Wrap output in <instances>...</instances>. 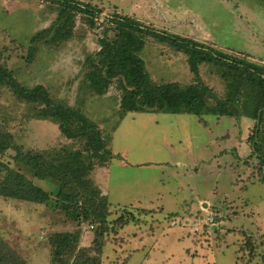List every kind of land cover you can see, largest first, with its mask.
Returning <instances> with one entry per match:
<instances>
[{
  "label": "rangeland",
  "instance_id": "374dc122",
  "mask_svg": "<svg viewBox=\"0 0 264 264\" xmlns=\"http://www.w3.org/2000/svg\"><path fill=\"white\" fill-rule=\"evenodd\" d=\"M79 1L103 11L96 27L78 14L73 38L50 43L45 36L35 44L33 37L56 22L58 0H0V64L25 87L43 85L54 105L72 111V132L65 133L59 119L42 116L50 111L45 102H21L8 87H0V129L11 135L13 145L0 155V179L13 168L52 194L45 204L0 197V236L28 264H51L49 238L66 231H80L79 247L100 250L92 255L101 264H264V163L253 149L256 144L264 154V119L259 123L245 114L253 109L247 97L237 102L240 121L214 115H123L117 84L104 95L85 86L100 39L114 36L106 24L120 14L151 32L141 58L156 84H203L212 93L210 104H216L229 93L226 67L202 63L198 80L188 56L153 33L182 36L239 65L264 67V0ZM96 138L106 141L113 158L101 162L93 155L100 152ZM88 139H94V147ZM18 148L50 160L79 153L86 178L108 198L107 225L80 224L59 211V183L39 180L15 163ZM121 216L139 223L116 226Z\"/></svg>",
  "mask_w": 264,
  "mask_h": 264
},
{
  "label": "trees",
  "instance_id": "16d2710c",
  "mask_svg": "<svg viewBox=\"0 0 264 264\" xmlns=\"http://www.w3.org/2000/svg\"><path fill=\"white\" fill-rule=\"evenodd\" d=\"M59 15L49 29L33 37L32 43L38 44L46 36L50 43L68 41L74 36L75 21L78 14L87 16L88 25L96 27L103 11L91 3L79 0H58ZM114 36L100 39V50L89 60V71L85 76L86 87L96 95H104L115 83L122 91L120 111L127 113H165L192 114L198 117L214 115L239 120L243 114L238 110L239 98L247 97L253 109L245 114L262 122L264 119V67L253 64L239 65L238 60L222 52L207 49L194 40L174 35L153 33L156 40L169 42L177 51L188 56L190 70L199 80V66L202 63L224 65L223 77L231 83L228 85V96L211 105L213 97L210 89L203 84L182 86L179 83L156 84L146 69L141 53L146 46V39L151 32L139 20L130 16L114 14L107 22ZM39 41V42H38ZM33 54L29 53L31 59ZM238 68L241 70L238 71ZM233 70V71H232ZM232 71V72H231ZM8 87L24 103L40 104L45 102L50 107L49 113L42 116L61 121L65 133L72 132L68 123L72 111L56 106L43 85L28 88L20 84L11 71L0 64V87ZM89 127V126H88ZM91 127V126H90ZM92 129V128H91ZM94 129V128H93ZM96 138L100 144L99 154L93 153L101 162L114 157L104 148L106 141ZM256 136L252 138L255 143ZM94 147V139H88ZM98 145V144H97ZM12 137L0 129V155L12 148ZM254 152L262 154L254 144ZM75 153L65 159L50 160L46 155L37 152H22L19 148L14 156L15 163L33 172L35 178L59 183L56 196V207L73 221L78 223H99L106 226L107 196L94 188L87 178L85 163ZM102 155V156H101ZM106 158V159H104ZM264 183V178L261 180ZM0 197L25 201L34 204L48 203L52 194L37 186L19 170L7 168L0 179ZM148 214V210H141ZM138 224L137 218L121 216L115 221L116 226ZM94 227V226H93ZM250 239V238H248ZM81 232H56L49 238L51 246V264H101L100 257L92 255L91 248H80ZM254 243L247 242L248 249ZM101 247V246H100ZM0 264H28L27 261L0 236Z\"/></svg>",
  "mask_w": 264,
  "mask_h": 264
},
{
  "label": "flooded vegetation",
  "instance_id": "af4514ba",
  "mask_svg": "<svg viewBox=\"0 0 264 264\" xmlns=\"http://www.w3.org/2000/svg\"><path fill=\"white\" fill-rule=\"evenodd\" d=\"M219 117V116H218ZM233 119H235V118H233ZM237 121H240V120H237ZM253 149H254V145H253Z\"/></svg>",
  "mask_w": 264,
  "mask_h": 264
}]
</instances>
